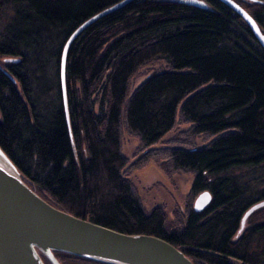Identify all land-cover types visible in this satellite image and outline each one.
Returning a JSON list of instances; mask_svg holds the SVG:
<instances>
[{"label":"trees","instance_id":"trees-1","mask_svg":"<svg viewBox=\"0 0 264 264\" xmlns=\"http://www.w3.org/2000/svg\"><path fill=\"white\" fill-rule=\"evenodd\" d=\"M117 1L0 0V58H19L0 63V146L59 209L164 238L195 264H264V206L240 231L246 210L264 199L263 46L221 0H133L71 43L63 88L68 37ZM238 1L264 31V0ZM152 62L163 68L130 93L131 78ZM177 122L189 124L185 139L152 148ZM123 127L143 149L130 170L161 159L190 172V193L212 192L208 207H190L173 224L164 207L145 210L124 172ZM201 135L211 141L199 147ZM55 254L62 264H108Z\"/></svg>","mask_w":264,"mask_h":264},{"label":"water","instance_id":"water-1","mask_svg":"<svg viewBox=\"0 0 264 264\" xmlns=\"http://www.w3.org/2000/svg\"><path fill=\"white\" fill-rule=\"evenodd\" d=\"M133 0H119L81 22L68 37L62 56V83L68 49L89 25ZM238 12L264 48V31L238 0H221ZM257 1V0H253ZM205 5L203 2H197ZM16 62L17 57H5ZM67 107V99L65 98ZM69 121V111L66 108ZM206 189L199 193L194 210L202 211L212 202ZM264 206V199L244 213L240 231L248 217ZM55 251L71 253L108 264H195L168 240L146 233H126L59 209L44 199L23 178V174L0 146V264H62Z\"/></svg>","mask_w":264,"mask_h":264},{"label":"rangeland","instance_id":"rangeland-1","mask_svg":"<svg viewBox=\"0 0 264 264\" xmlns=\"http://www.w3.org/2000/svg\"><path fill=\"white\" fill-rule=\"evenodd\" d=\"M14 57V56H6ZM0 58V63L4 62ZM10 62V61H6ZM163 68L162 63L152 62L139 68L130 81V93H132L139 83L144 80L148 75L153 74L156 71H160ZM96 111L100 110V95L96 96ZM180 122V120H178ZM177 122L174 129L164 136L158 143L152 145V148H165L170 146L173 142L171 139L184 140L182 132L187 130L189 124H180ZM122 152L129 158V164L125 169V173L128 172L129 179L135 187V191L145 208L150 211L155 206L164 207L168 220L171 224L175 223V217H183L184 213L190 207L194 208V202L198 194L191 192L194 174L190 172H173L166 168L163 160L153 159L150 160L147 165L137 170H130V164L137 159L142 153L140 148V139L135 135H132L126 127L122 129ZM211 140H205L204 136H200L196 140V145L201 147L208 144Z\"/></svg>","mask_w":264,"mask_h":264},{"label":"flooded vegetation","instance_id":"flooded-vegetation-1","mask_svg":"<svg viewBox=\"0 0 264 264\" xmlns=\"http://www.w3.org/2000/svg\"><path fill=\"white\" fill-rule=\"evenodd\" d=\"M47 264V263H46Z\"/></svg>","mask_w":264,"mask_h":264}]
</instances>
